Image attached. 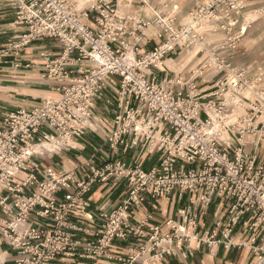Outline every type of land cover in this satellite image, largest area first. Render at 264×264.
<instances>
[{
    "label": "built area",
    "instance_id": "built-area-1",
    "mask_svg": "<svg viewBox=\"0 0 264 264\" xmlns=\"http://www.w3.org/2000/svg\"><path fill=\"white\" fill-rule=\"evenodd\" d=\"M257 2L201 0L188 11L186 23L178 25L174 17L120 15L117 4L109 0H16L14 21L24 29L0 48V65L39 39L54 40L60 53L49 58L43 72V77L58 81V96L42 98L34 108L12 110L0 122V233L17 250L14 264H56L61 256H75L81 235L91 236L86 257L111 264H134L144 254L163 258L173 252L175 240L197 238L199 213L216 197L235 198L233 215L223 229L226 238L245 211L255 216L252 228L264 225V164L244 150L247 133L264 136V105L253 102L250 112L235 114L233 100L238 105L249 101L244 93L249 84L246 69L231 60V52L247 34L246 13ZM150 26L156 27L160 42L143 50ZM207 33L222 35L204 65L215 71V91L203 95L194 79L158 77L155 70L165 66L176 45L203 49ZM109 85L117 87L122 108L109 135L111 147L126 154L147 142L148 151L164 153L158 166L146 169L121 158L94 168L88 180L75 182L74 171H50L38 181L33 156L69 147L85 134L96 120V98ZM229 133L239 141L232 153ZM45 142L59 148L34 147ZM22 171L28 176L10 184ZM110 177L127 181V197L114 210L96 215L87 210L90 203L84 194L93 182ZM33 185L36 191L24 194ZM73 185L75 190L58 202L56 192ZM3 188L11 193H2ZM171 192L195 196L192 206L179 211L181 221L146 228L145 222L132 219L133 207ZM32 214L50 218L53 227L32 226ZM77 218L89 223L80 225ZM116 241L126 242L122 252H112ZM258 251L252 264H264V245Z\"/></svg>",
    "mask_w": 264,
    "mask_h": 264
},
{
    "label": "crops",
    "instance_id": "crops-1",
    "mask_svg": "<svg viewBox=\"0 0 264 264\" xmlns=\"http://www.w3.org/2000/svg\"><path fill=\"white\" fill-rule=\"evenodd\" d=\"M115 2L120 15H134L142 18L174 17L178 25L186 23L189 10L195 8L201 0H109ZM258 5V4H257ZM16 0H0V48L6 46L17 31L24 29L23 25L14 21ZM251 23V22H250ZM253 23V22H252ZM252 24H249V29ZM247 30V41L241 42L234 52H231V60L235 66L246 69L248 84L245 93L246 101L243 105H235V114L250 112L253 102L264 105V60L259 56L264 51L262 45H251L248 42L255 38L254 32ZM149 41L142 43L143 50H149L159 44L160 38L155 26H150L147 31ZM222 35L219 33H207L205 36V48L199 46L191 49L182 44L166 58L165 66L155 70L159 78L171 77L187 82L194 79L203 95H210L218 88L215 71L205 68L207 58L212 53L213 44L219 41ZM247 44L249 46H247ZM215 51L219 50L215 49ZM60 53L58 44L52 39H39L26 46L19 55H11L9 62L0 65V122L10 111L18 108H34L41 103L42 98L58 96V81L53 78L43 77L45 65L49 58ZM221 53V52H220ZM225 54V53H223ZM202 72V73H201ZM188 88V86H186ZM117 87L109 85L103 96L96 98V120L91 128L74 142L59 151L43 155H34L38 181L47 178L50 171L65 173L74 171V181L80 182L92 177L94 168H102L107 162L115 163L118 159H125L129 165H140L144 168L158 166L164 153L160 151L150 152L147 142H143L126 154L114 150L108 139L111 132L116 129L115 116L122 112L116 97ZM222 96L214 99L221 100ZM264 116H261L262 119ZM258 119V121L260 120ZM164 132L166 127L160 126ZM231 153L238 147L239 141L236 134H228ZM131 135L128 136L130 138ZM244 150L248 155L255 157L257 164H264V136L259 131L245 135ZM43 143L34 147H45ZM46 147L56 150L59 146L49 144ZM54 146V147H53ZM119 147H121L119 145ZM28 171L20 172L9 180L15 185L28 176ZM5 185H3L4 187ZM37 186H27L24 194L28 195L36 191ZM4 194L8 192L2 189ZM75 190V186L64 188L56 192L57 201L65 200L69 193ZM128 185L125 179L119 181L112 177L106 180H97L92 183L90 189L84 194V198L90 203L87 210L96 215L105 211L110 212L117 208L127 197ZM193 196L190 192H171L158 199L144 201L140 206L131 210L132 219L136 222H145L146 228L150 225H162L168 220L181 221L179 211L192 206ZM235 198H214L212 204L198 216L197 238L188 241H174L173 252L165 254L163 258L144 254L134 264H252L258 257V248L264 245V225L252 228L254 214L245 211L240 215V220L235 226L229 238L223 234V229L230 217L231 208ZM1 213V211H0ZM8 217V216H7ZM80 225L89 223L86 219H74ZM98 221V218L94 220ZM32 226L38 228H51L53 222L50 218H40L32 214L29 217ZM217 222L220 225L217 226ZM216 234H214V233ZM214 235V236H213ZM82 245L77 247L75 256H61L56 264H111L104 258L94 259L83 256L86 252V244L91 236L81 235ZM255 238V240L253 239ZM125 241H116L111 250L114 253L122 252ZM17 250L8 242L7 237L0 233V264H14Z\"/></svg>",
    "mask_w": 264,
    "mask_h": 264
},
{
    "label": "rangeland",
    "instance_id": "rangeland-1",
    "mask_svg": "<svg viewBox=\"0 0 264 264\" xmlns=\"http://www.w3.org/2000/svg\"><path fill=\"white\" fill-rule=\"evenodd\" d=\"M257 4L251 10H249L246 13V22L245 23L251 22L250 24H252V27L250 29L255 34V38L250 40V42H248V43L251 44L252 46L253 45H262L263 49H264V0H258ZM248 39H250V38H248V36L246 35V38L243 40V42L247 41ZM247 46H249V45L247 44ZM259 56L264 60V51L262 53H260ZM244 92L247 93V89L244 90Z\"/></svg>",
    "mask_w": 264,
    "mask_h": 264
},
{
    "label": "bare ground",
    "instance_id": "bare-ground-1",
    "mask_svg": "<svg viewBox=\"0 0 264 264\" xmlns=\"http://www.w3.org/2000/svg\"><path fill=\"white\" fill-rule=\"evenodd\" d=\"M45 143H48V144H44L45 147H51V145L49 144H53L55 146H57V144L55 142H52V143H49V142H45ZM43 144V143H42ZM54 147V146H53ZM36 149L39 148V147H35Z\"/></svg>",
    "mask_w": 264,
    "mask_h": 264
}]
</instances>
